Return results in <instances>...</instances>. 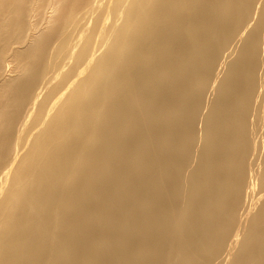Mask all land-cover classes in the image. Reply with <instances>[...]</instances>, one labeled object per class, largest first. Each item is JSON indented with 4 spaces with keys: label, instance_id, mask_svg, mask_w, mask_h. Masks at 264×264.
I'll use <instances>...</instances> for the list:
<instances>
[{
    "label": "bare ground",
    "instance_id": "bare-ground-1",
    "mask_svg": "<svg viewBox=\"0 0 264 264\" xmlns=\"http://www.w3.org/2000/svg\"><path fill=\"white\" fill-rule=\"evenodd\" d=\"M0 264H264V0H0Z\"/></svg>",
    "mask_w": 264,
    "mask_h": 264
}]
</instances>
